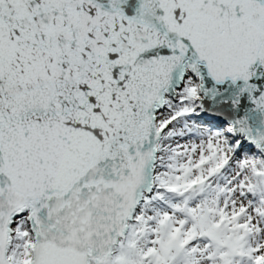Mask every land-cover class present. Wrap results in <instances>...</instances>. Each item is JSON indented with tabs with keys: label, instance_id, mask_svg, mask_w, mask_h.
<instances>
[{
	"label": "snow or ice",
	"instance_id": "1",
	"mask_svg": "<svg viewBox=\"0 0 264 264\" xmlns=\"http://www.w3.org/2000/svg\"><path fill=\"white\" fill-rule=\"evenodd\" d=\"M0 264H264V0H0Z\"/></svg>",
	"mask_w": 264,
	"mask_h": 264
}]
</instances>
